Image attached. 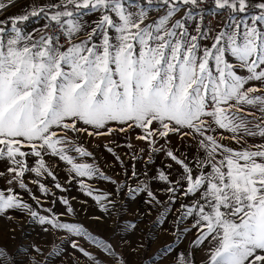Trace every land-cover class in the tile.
Returning <instances> with one entry per match:
<instances>
[{
  "label": "snow or ice",
  "instance_id": "1",
  "mask_svg": "<svg viewBox=\"0 0 264 264\" xmlns=\"http://www.w3.org/2000/svg\"><path fill=\"white\" fill-rule=\"evenodd\" d=\"M202 3L60 0L0 20V160L8 163L0 176L6 175L9 184L19 181L21 187L26 171L51 176L43 159L50 152L71 165L78 177L107 179L92 164L75 163L69 152L92 154L76 146L71 134L102 136L139 129L137 139L183 167L175 183L183 187L184 196L196 199L181 205L179 220L196 217L192 226L199 234L194 243L208 240L212 245L209 264H264V144L234 151L211 134L218 128L232 133L237 142L264 138V94L250 95L264 89L246 87L252 81L264 84V0H213L215 11L210 14L227 19L210 46L202 45L211 31L203 25L209 12L199 8ZM4 9L0 3V11ZM153 12L163 15L146 23ZM89 14L98 18L89 22L84 19ZM30 17L45 23L26 31L23 23ZM191 21L197 23L190 31L186 22ZM249 109L257 110L260 119H249L254 115ZM177 133L198 136L208 159L190 166L167 149L169 136ZM159 140L165 144L156 147ZM221 149L225 157L218 164L215 157ZM28 156L38 158V166L29 168ZM204 167L210 172H203ZM158 179L172 183L163 171ZM40 188L47 193L42 184ZM166 191L174 195L177 188ZM141 192L156 199L146 185L129 190L133 199ZM11 209L26 210L41 225L104 246L79 226L40 216L14 192L0 190V214ZM67 210L73 211L70 206ZM78 243L70 241L73 249L90 257ZM32 251L42 255L36 246ZM105 251L111 254L110 244ZM170 251V245L161 248V259Z\"/></svg>",
  "mask_w": 264,
  "mask_h": 264
},
{
  "label": "crops",
  "instance_id": "2",
  "mask_svg": "<svg viewBox=\"0 0 264 264\" xmlns=\"http://www.w3.org/2000/svg\"><path fill=\"white\" fill-rule=\"evenodd\" d=\"M59 2L60 0H0V3L5 4V9L0 11V20L7 22L10 17L22 15L34 6L40 7ZM161 15H163V12L150 13L146 23H153L155 20L159 19ZM182 16L183 11L178 13L173 20L180 19ZM97 18L98 14H89L84 17V19L89 22ZM226 19L227 18H223L220 14L214 15L211 38L207 41H203V46L211 45L212 35L221 30ZM44 23L45 21L39 17H30L28 21L23 23V28L26 31H31L33 28L42 27ZM186 23L191 31V29L195 28L197 21ZM80 39H87V37L81 36ZM77 42H79V40ZM229 61L236 63L234 58L231 57H229ZM238 74L246 75L244 72H239ZM246 87L264 89V84H261L259 81H252L246 85ZM261 94H264V92L252 93L250 95ZM249 111L254 113L253 116L248 117L249 119H260V114L257 110L249 109ZM112 127L118 129L119 126L113 124ZM139 134V129H127L123 132L117 130L113 131L111 135L102 136H88L86 133H80L78 136L76 134H71L76 146L83 147L87 152L92 154L90 157H81L74 152H69V154L75 158V163L92 164L106 177L108 175L116 176V179L117 177H121L122 194L125 186L123 182L124 176L132 177L135 188L140 187L141 184H147V190L153 191L155 177L157 176V161L160 160L164 161V173L168 176L169 181L172 182H163L165 192L166 189L170 187L177 188L174 195L171 193V199L169 197V199L165 201L163 213L158 220L155 215V201L151 200V202L148 203L149 208L152 210V217H148L149 219L144 222L147 224L158 223L159 227L156 228V230L154 229L151 233H148L147 237L144 232L139 233L137 242L132 244L133 248H124L122 249L123 251L119 253L121 257L123 254L122 261H119V257H114L111 260L115 262V264H181V260L186 261L187 264H209L210 248L212 245L208 240L204 241L203 244L194 243L199 234L198 229L192 226L196 217L191 216L184 218L183 221L179 220L183 211L181 205H191L196 199V197L184 196L183 187H178L175 183L184 174L183 167L168 158L165 152L150 150L151 161L149 162L150 151H140L139 139H137ZM211 134L214 135L219 145L234 151H242L245 149L251 151L253 150L252 146L254 144H264V138L259 136H249L237 142L231 139L232 133L218 128ZM168 141L166 148L173 150L178 157L183 159L190 166H194L200 160L208 159L204 149L199 145L198 136L195 138L187 136L181 137V135L177 133L171 134ZM192 143H195V145L192 146ZM163 144H165L164 140ZM109 148L112 149L111 152L108 151ZM117 157H119V159H117ZM224 157L225 154L221 149L218 150L215 160L219 164ZM25 159L29 168L38 166V158L35 156H28ZM43 159L46 168L52 173L51 176L47 174L38 176L34 171H26L22 178L24 187L20 186L19 181L9 184L6 175L0 176V190L4 191L6 195L14 192L23 202L27 203L32 210L37 211L40 216L51 218L61 223L74 224L80 228L84 226V230L92 238L107 240L108 225H110L111 228L112 225L117 222L115 213L112 209H108L109 201L113 197H110L109 193L114 190L117 195L118 190H120L117 189V185H109L108 178L103 179L99 175L91 179L87 177H78L71 170V165H68L64 161H60L57 156L52 155L50 152L45 154ZM140 161H146V164ZM257 162H260L259 158ZM241 163H243V161H241ZM7 167V161L0 160V172H4ZM193 170L194 172L200 171L195 167ZM223 170L226 171V168ZM202 171L205 173L210 172V168L204 167ZM145 176H149V178L147 177L146 179V184L142 183ZM150 176L153 178L150 179ZM180 183L184 185L183 181H180ZM41 184L47 190V193L56 194L52 196L47 194L48 196L45 197L40 188ZM57 184L60 185V188L56 187ZM184 186L186 187V185ZM108 188H110V191ZM89 190L92 192L91 196L87 194ZM94 197H99V202H97ZM65 200L68 202L67 204L64 203ZM69 206L73 209L71 213L67 210ZM28 224L32 225V231H27ZM45 228H47L48 231H45ZM96 230H99V234L94 232ZM181 233L183 234L181 235ZM93 234L97 236L94 237ZM73 239L77 241L89 240L85 237H75L65 230L56 229L47 224L41 225L38 220H33L26 210L20 211L18 209H11L0 214V263L10 264L9 256H7L10 255V253L7 254L6 251H16L17 249H19L18 251H27L28 240H47L57 245L62 241L61 243H63V246L53 247L52 251H76L70 245V241ZM210 239L211 238H209V240ZM138 244H142L143 247H138ZM45 245H47V243L42 242L38 247L44 249L43 247ZM165 245H170L171 251L165 254L164 258L161 259L160 249ZM104 248V246L93 247L92 251H104ZM124 251L126 253H124ZM124 255H126L125 258Z\"/></svg>",
  "mask_w": 264,
  "mask_h": 264
},
{
  "label": "rangeland",
  "instance_id": "3",
  "mask_svg": "<svg viewBox=\"0 0 264 264\" xmlns=\"http://www.w3.org/2000/svg\"><path fill=\"white\" fill-rule=\"evenodd\" d=\"M140 131V130H139ZM140 144V151H150L149 146L147 142L139 140ZM160 145H163V140H159L156 144V147H159ZM195 143H192V146H194ZM179 148V146H178ZM164 152V151H159ZM143 164H146V161H140ZM163 160L157 161L156 171L157 176L155 177V185L153 191H151L156 199L155 201V215L157 217V220L161 217L165 205V201L169 199L171 193L165 192L164 190V181H161L158 179L161 171L164 172L163 169ZM149 176L144 177V181L142 180V183L146 184V179ZM108 182L109 185L116 184L118 193L116 195L115 191L112 190L109 193V196H113L111 200L109 201L108 209L115 213L117 217V222L112 225L110 228V225H108V239L107 240H101L104 242V247L107 245H111L112 251L111 254L104 251H92L93 247H100L97 244H94L91 239L89 240H81L78 241V246L80 248L85 249L88 253H90V257L84 256L79 251H52L53 247H62L63 243L60 241V244L57 245L56 243H52V241H39V240H28V249L27 251H6L7 254L10 253L9 259L10 264H34L35 261H39V264H115L111 259L119 257V261H122L123 254L121 257V254H119L122 249H130L133 245V243H136L139 238V233L144 232L146 234V237L148 236V233H151L156 230V228L159 227L158 223H152L147 224L144 221L148 220V217H152V210L149 208L148 203L151 202V198L148 197L146 192L139 193V199L138 194H135V198L133 199L129 193V190L134 187V183L132 182V177H123L124 185V191L122 194L121 189V177L111 176L108 175ZM153 177L150 176V179ZM145 185H142L140 187H144ZM147 186V184H146ZM128 189V190H126ZM110 191V188H108ZM113 192V193H112ZM115 193V194H114ZM44 196H48L46 193L43 192ZM56 194V193H55ZM51 193L50 195H55ZM117 196V197H116ZM54 201V200H53ZM134 225L135 227H132ZM85 227L83 226L82 229ZM31 229V230H30ZM33 227L31 224H28L27 231H32ZM99 234V230L94 231ZM94 237H96V234H93ZM107 236V235H106ZM47 243L43 248L41 249L42 255L37 254L36 252L32 251V246L38 247L41 243ZM91 245V246H90ZM19 248V247H18ZM39 248V247H38ZM92 248V249H90ZM133 248V247H132ZM146 248V247H145ZM105 249V248H104ZM146 250V249H145ZM124 253H126L124 251ZM119 254V255H117ZM126 255H124L125 258ZM121 257V258H120ZM7 261V257H6ZM7 263V262H6ZM0 264H3L1 262Z\"/></svg>",
  "mask_w": 264,
  "mask_h": 264
},
{
  "label": "built area",
  "instance_id": "4",
  "mask_svg": "<svg viewBox=\"0 0 264 264\" xmlns=\"http://www.w3.org/2000/svg\"><path fill=\"white\" fill-rule=\"evenodd\" d=\"M199 8L205 10L206 12H209V14H206L204 16L203 25L212 31L213 28L212 23H213L214 15L210 14V11H215L213 0H204V3L200 4ZM194 11H196V9H194ZM222 17L227 18L226 15H222ZM211 31H210L209 39L211 38Z\"/></svg>",
  "mask_w": 264,
  "mask_h": 264
}]
</instances>
